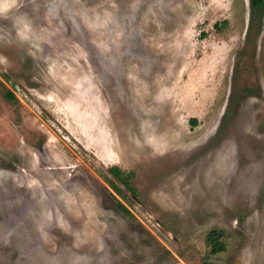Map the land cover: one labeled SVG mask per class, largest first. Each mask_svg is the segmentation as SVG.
Masks as SVG:
<instances>
[{"label":"rangeland","instance_id":"374dc122","mask_svg":"<svg viewBox=\"0 0 264 264\" xmlns=\"http://www.w3.org/2000/svg\"><path fill=\"white\" fill-rule=\"evenodd\" d=\"M0 264H264V11L0 0Z\"/></svg>","mask_w":264,"mask_h":264},{"label":"trees","instance_id":"16d2710c","mask_svg":"<svg viewBox=\"0 0 264 264\" xmlns=\"http://www.w3.org/2000/svg\"><path fill=\"white\" fill-rule=\"evenodd\" d=\"M249 4H250V7L252 8V10L259 11L260 15L263 13V11H264V0H249ZM112 172L115 176L119 177V174L116 171V169H113ZM207 242L211 246L212 251L217 250L219 248H222L223 243H224L223 241H221L219 239V235L217 233H215V231H211L210 233H208Z\"/></svg>","mask_w":264,"mask_h":264},{"label":"water","instance_id":"95a60500","mask_svg":"<svg viewBox=\"0 0 264 264\" xmlns=\"http://www.w3.org/2000/svg\"><path fill=\"white\" fill-rule=\"evenodd\" d=\"M250 5V4H249Z\"/></svg>","mask_w":264,"mask_h":264}]
</instances>
